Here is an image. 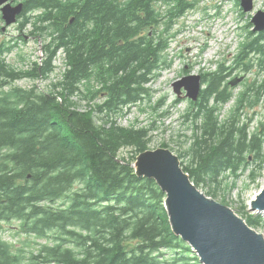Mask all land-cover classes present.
<instances>
[{
    "label": "trees",
    "instance_id": "1",
    "mask_svg": "<svg viewBox=\"0 0 264 264\" xmlns=\"http://www.w3.org/2000/svg\"><path fill=\"white\" fill-rule=\"evenodd\" d=\"M198 1H25L21 29L31 24L30 33L46 42L41 60L24 69L6 60L16 45L0 44V229L17 219L23 232L54 240L29 257L26 247L0 235V264H202L173 232L155 179L136 174L134 163L150 149L152 127L114 121L143 102L147 84L170 68L169 31ZM160 4L168 7L165 14ZM61 51L66 57L50 92L13 85L48 79ZM234 63L202 74L200 98L184 116L195 126L194 139L178 155L192 182L208 186L214 199L224 176L247 170L251 155L258 162L253 179L264 167V124L248 130L264 107V30L249 31ZM255 68L222 120L220 108L234 97V71ZM75 96L88 108L80 109ZM96 115L105 118L99 123ZM127 147L135 155L120 157ZM243 209L250 226H264L262 214Z\"/></svg>",
    "mask_w": 264,
    "mask_h": 264
},
{
    "label": "rangeland",
    "instance_id": "2",
    "mask_svg": "<svg viewBox=\"0 0 264 264\" xmlns=\"http://www.w3.org/2000/svg\"><path fill=\"white\" fill-rule=\"evenodd\" d=\"M196 5L193 10L190 9L178 18L169 31V35L173 37L171 46L166 52L167 60L171 63L170 68L163 70L158 78L147 84L150 92L143 102L132 106L128 111L124 109L123 113L117 114L114 118L117 125L127 128L133 126L152 127L150 149L169 148L177 155L187 150L193 142L195 126L191 120H185L184 117L191 102L188 98H180L179 101H176L178 97L172 83L186 74H201L208 70H215L219 64L228 67L234 66L241 43L246 39L249 31L251 32L254 28V24L251 22L253 14L243 13L238 0H200ZM158 8L163 14L168 11L165 4H160ZM254 9V12L264 9V0H254ZM39 11L36 10V14ZM3 25L4 21L0 15V27ZM31 29L32 25H28L20 30L17 22L0 34V44L11 42L16 45L13 51L6 55L7 62L16 68H27L32 62L40 60L43 56V44L46 39L42 36L32 35ZM61 52L54 61L56 70L48 79H22L13 85L27 89L37 85L38 91L50 92L51 84L59 80L62 71L60 66L63 65L64 55ZM186 71H190V73H186ZM256 73V68L249 74L243 71H234V76L239 78L238 82L234 86L232 85L234 97L218 112L221 114L222 120L229 116L234 109L237 95L244 90L245 78L247 76L254 78ZM6 89L7 87H5ZM74 100L79 102L80 109L88 108L87 102L81 100L79 96H75ZM102 100L100 99V101ZM161 100H163L162 106L155 110L154 106ZM96 118L101 123L100 118L105 117L96 115ZM261 123L264 124V107H260L255 113V117L249 125V132L262 128ZM163 143L168 144V147L162 146ZM132 154L135 155L134 150L127 147L119 155L129 158ZM257 163L256 158L251 155L247 170L238 176L230 172L227 173L222 181L223 187L216 197L219 202L230 206L243 218L244 212L246 213L243 206H246L249 213H254L248 209L249 204L264 188V167L260 174L257 171L255 179L251 177V170L255 169ZM200 189L206 193L209 187ZM20 223L21 221L17 219L3 221L0 235L16 248L26 247V254L29 257L31 252L35 253L41 247V244H53L54 239H41L34 234L23 232ZM255 229L264 234V226Z\"/></svg>",
    "mask_w": 264,
    "mask_h": 264
},
{
    "label": "water",
    "instance_id": "3",
    "mask_svg": "<svg viewBox=\"0 0 264 264\" xmlns=\"http://www.w3.org/2000/svg\"><path fill=\"white\" fill-rule=\"evenodd\" d=\"M13 0H0V10L6 25L17 20L23 3L13 6ZM244 12L254 10V0H240ZM254 31L264 30V9L252 17ZM238 82V80L236 81ZM175 93L198 100L202 90V75L190 74L173 82ZM136 174L153 178L165 193L164 206L173 232L188 242L202 264H264V234L250 226L230 206L198 188L181 165V160L169 148L149 149L137 156ZM254 213H264V188L250 202Z\"/></svg>",
    "mask_w": 264,
    "mask_h": 264
}]
</instances>
